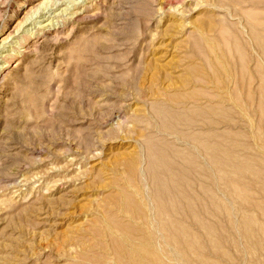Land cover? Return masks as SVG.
Listing matches in <instances>:
<instances>
[{
	"label": "rangeland",
	"instance_id": "rangeland-1",
	"mask_svg": "<svg viewBox=\"0 0 264 264\" xmlns=\"http://www.w3.org/2000/svg\"><path fill=\"white\" fill-rule=\"evenodd\" d=\"M81 3L0 57V264H264V0Z\"/></svg>",
	"mask_w": 264,
	"mask_h": 264
},
{
	"label": "bare ground",
	"instance_id": "bare-ground-1",
	"mask_svg": "<svg viewBox=\"0 0 264 264\" xmlns=\"http://www.w3.org/2000/svg\"><path fill=\"white\" fill-rule=\"evenodd\" d=\"M27 1L29 2V4L27 5V8L28 7L29 8L27 9V11H25L22 19L16 23V28H14V32L8 34L0 42V57H1V60L3 59V62L6 63L7 65H8L9 61H7L6 59L9 58L8 55L10 53L15 51V54L16 53L20 54L19 50H23V52H25L28 49V47H26V43L28 40L37 38L39 35L40 36H47V37H51V38L52 37L56 38V37L60 36L59 34L62 31V29H63L62 27L64 26L65 23H69V22L71 23L74 19L82 17L84 15V13L79 12V10L77 8L80 5L79 2L81 3L82 0H68L67 2H64L65 0H40V1L39 0H27ZM83 1H85V0H83ZM58 4L64 5V7L62 6L63 8L58 10L59 9ZM83 6H84V4H83ZM59 7L61 8V6H59ZM175 7H173V8H175ZM57 10H58V12H57ZM83 11H85V10H83ZM13 17L14 16H12L11 18H13ZM13 34H15L16 36ZM6 44H8V46H6ZM15 48H17V50ZM5 49H7V50H5ZM2 54H5V55L2 56ZM3 62H2V64H3ZM7 65L5 67L3 66L4 67L3 69H6ZM132 165H134V164H132ZM147 203H148V201H147ZM147 205L149 207L151 206L150 203ZM140 208H143V207H140ZM148 209H147V211L150 214L144 215V216L143 215L139 216L136 213H131L129 215L128 221H130L132 223V221L135 222L138 219H140L142 221V223L146 226V228H148L150 230L158 231L161 228V227L159 228L158 222H157V225L152 224V219L154 218V214L152 212L153 208L151 210H148ZM145 211H146V209H145ZM121 213H122V211H121ZM166 215H167V213H166ZM148 218L151 220V222ZM105 223H107V222H105ZM107 225H109V224H107ZM168 225L164 226L165 229H167V230L171 227V226L169 227ZM111 227L112 226H110L109 228H111ZM158 232H160V231H158ZM157 234H159V233H157ZM160 235H162V234H160ZM120 238L122 239V237H120ZM128 239L130 240V238H128ZM163 241H164V239H163ZM149 242H150V240L148 241V243ZM124 243H125V245L127 244L126 242H124ZM133 245H135V244H133ZM166 245L168 246V244H166ZM154 247H156V246H153V248ZM128 248H131V247H128ZM131 249H133V248H131ZM157 251H159V252L158 253L155 252V253L160 254V249H157ZM133 252H132V254L134 256V264H156L155 260L154 259L152 260V256L150 257V255L147 254V250L140 248V249H133ZM177 253H176V255H177ZM171 254H172V252H171ZM148 256L150 257V259L147 258ZM174 256H173V258L176 259V257L180 256V255L178 254L176 257H174ZM158 257H159V255H158ZM163 260H165V259H163ZM166 260L168 261V258ZM167 261H165V262H167ZM176 262H178V261H176ZM178 264H181V263L178 262Z\"/></svg>",
	"mask_w": 264,
	"mask_h": 264
}]
</instances>
